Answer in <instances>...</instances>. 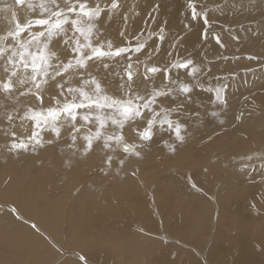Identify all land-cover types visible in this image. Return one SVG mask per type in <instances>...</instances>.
Masks as SVG:
<instances>
[{
	"label": "bare ground",
	"instance_id": "6f19581e",
	"mask_svg": "<svg viewBox=\"0 0 264 264\" xmlns=\"http://www.w3.org/2000/svg\"><path fill=\"white\" fill-rule=\"evenodd\" d=\"M220 2L205 0L217 28L246 18L243 31L234 29L243 37L241 51L264 49V0H240L242 7L240 3L233 7L229 0L216 7ZM155 3L160 7L153 13L158 19L153 20L149 13ZM123 4L140 12L130 23L131 31H151L161 21L169 31L184 29L187 0H123ZM12 13L21 21L31 15L14 0H0V33L13 26ZM106 27V35L118 41V30L123 27L119 16ZM204 27L202 18L192 22L184 49L206 51L210 59L232 56L230 61L216 62L217 75L249 67L237 65L235 43L230 42L226 51L211 40L201 47ZM248 29L260 34L253 36ZM250 67L257 68L250 74L253 79L247 86L239 83L229 90L226 113L219 118L209 115L210 94H198L193 107L201 116L190 124L184 143L176 142L171 133H162L141 150L142 158H126L123 168L118 160L125 157L119 150L109 169L100 146L87 156L79 152L73 156L76 149L68 148L64 139L35 150L11 152L7 137L0 132V201L19 208L23 219L36 222L61 244L67 242L72 249L93 254L84 256L87 264H201L198 256L203 254L211 264H264V170L259 160L254 161L255 170L241 169L253 163L244 159L246 154L264 151V72L260 64ZM241 92L247 93L243 100ZM5 104L0 96V118ZM240 112L245 114L242 122L234 119ZM164 141L176 144L174 153ZM12 216L8 211L0 215V264L49 262L52 252L44 241ZM159 222L170 237L156 236L174 238V245L156 243V237L132 230L136 225L143 231H157ZM210 235V247L199 250ZM60 264L81 263L67 259Z\"/></svg>",
	"mask_w": 264,
	"mask_h": 264
},
{
	"label": "snow or ice",
	"instance_id": "6c2138e0",
	"mask_svg": "<svg viewBox=\"0 0 264 264\" xmlns=\"http://www.w3.org/2000/svg\"><path fill=\"white\" fill-rule=\"evenodd\" d=\"M14 2L26 6L31 15L21 21L12 13L13 26L0 33V96L6 101L0 132L11 152L67 139L66 146L76 149L73 156L77 152L87 156L100 146L110 169L118 150L125 157L118 160L123 168L126 158H142L141 150L162 133L184 143L190 124L201 116L193 107L195 97L210 94L208 114L219 118L230 107L229 90L241 83L238 71L214 72L217 61H230L232 56L210 59L206 51L184 49L188 29L201 18L205 25L201 47L211 40L226 51L230 42L235 43V59L260 64L264 72V58L242 52L243 37L234 28L223 24L217 28L205 0H187L182 32L169 31L165 21L151 31H131L130 23L140 12L134 6L125 8L123 0ZM228 2L221 0L216 7ZM238 3L232 0L233 7ZM159 7L155 3L149 13L153 20L158 19L153 13ZM117 16L123 27L114 41L106 35V23L110 26ZM243 71L247 76L252 68ZM242 82L249 84L247 79ZM244 115L240 112L234 119L242 122ZM164 143L175 152V143ZM244 159L253 163L241 165L242 170H255L256 160L264 170V151ZM11 211L21 219L15 207Z\"/></svg>",
	"mask_w": 264,
	"mask_h": 264
},
{
	"label": "rangeland",
	"instance_id": "374dc122",
	"mask_svg": "<svg viewBox=\"0 0 264 264\" xmlns=\"http://www.w3.org/2000/svg\"><path fill=\"white\" fill-rule=\"evenodd\" d=\"M225 15L226 16H229L230 13L225 12ZM241 25H243V27L248 25L246 18H243L240 21L233 23V25H231L230 27H232V28L235 29L237 27H240ZM245 53H251V54H254V55L259 56L261 58H264V49H261L260 50L259 47H256L254 49V51L245 52ZM236 63H237V65H246V66H249V67H250L251 64H253V62H250V61H247V60H243V59L237 61ZM251 67H253V66H251ZM245 68H248V67H245ZM255 70H257V68L256 69L255 68H252V72L255 71ZM239 71H240L239 72V75L241 77L240 78V80H241V83L240 84H244L242 82L244 79H247L249 81V83H250V80L253 79V76H250V74L252 72L248 73V75L245 76L244 71L242 69L239 70ZM252 90L253 91H258L256 89V87H253ZM241 94H242V92H241ZM245 95H247V93L242 94V96H243V97H241L242 100L245 99V97H244ZM8 179L9 178L7 177L5 179V182ZM76 193H77V189H75V191L73 193L74 195L73 194L72 195L75 196ZM0 207H1L0 208L1 209L0 210V215H1V213L2 214L4 212L7 213V211H8V213H11L13 215L12 218L15 219L18 224H21V225L26 226L29 229V231H31V232L33 231L32 233H35L38 237H40L44 241V243L46 244L47 248L52 252L51 259L46 264H60V262H64L67 259H74V260L79 261L80 260L79 259L80 256H83V257L85 256V257H89V258L90 257H93V254L88 253L86 251L80 252V251H78L76 249H72L67 242L61 244L58 240L52 238L47 230L45 231V229H42L41 227H39V225L36 222H31L30 220L25 219V218L23 219V217H21L20 215L19 216L21 217V219H17L16 218L17 217L16 214H14L11 211V209H8L10 207L13 208L11 204L0 201ZM18 210H19V208L17 209V211ZM32 224H35L37 226V228L39 229V231H37L36 229L32 228V226H31ZM132 230H133L134 233H138L139 232L138 235H141V236L149 235V237L151 239H153V238L156 237V240H155L156 243H161L163 241L162 243L165 244V245H174L173 243H175V241H176V240L174 241V238L171 241H169V239L166 240V238H162V237L158 238L156 236V235H159V236L160 235H162V236H165L166 235V236L170 237L169 234L166 233L165 230L162 228V225L160 224V222L158 223L157 231H149V232L143 231L141 227L136 226V225L133 226ZM177 240L179 242L181 239H177ZM179 243L182 246L185 244L184 241L179 242ZM56 245H57V248H56ZM210 245H211V235L208 236L207 239L203 243L199 244V250L205 252L210 247ZM185 246L187 248H189V251L190 250L192 251V254L194 256H196L197 253L195 252L194 249L188 247V245H185ZM64 254H65V256H64ZM71 255H75V257H77L79 260L77 258H64V257H67V256L69 257ZM151 257H153V255H151ZM198 260L201 262V264H211L210 261L206 259V257L204 256V254L198 256ZM80 263L81 264H85L83 260H80Z\"/></svg>",
	"mask_w": 264,
	"mask_h": 264
}]
</instances>
